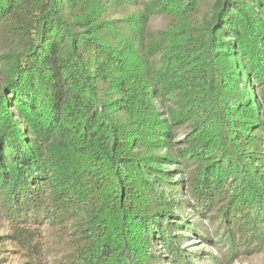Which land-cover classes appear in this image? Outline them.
Segmentation results:
<instances>
[{"label":"trees","instance_id":"trees-1","mask_svg":"<svg viewBox=\"0 0 264 264\" xmlns=\"http://www.w3.org/2000/svg\"><path fill=\"white\" fill-rule=\"evenodd\" d=\"M0 42V264L264 257V0H0Z\"/></svg>","mask_w":264,"mask_h":264},{"label":"rangeland","instance_id":"rangeland-1","mask_svg":"<svg viewBox=\"0 0 264 264\" xmlns=\"http://www.w3.org/2000/svg\"><path fill=\"white\" fill-rule=\"evenodd\" d=\"M164 23L165 21L163 19H157L152 22V27L154 30L159 29L160 27L164 25ZM2 47L3 46L0 42V50L2 49ZM178 135L179 137H181L183 133L179 132ZM189 237L190 238L187 240V246H190L192 249H195V251L201 250L203 252V255H204L203 258L205 260L204 264H214L213 261L210 259V257H207L208 254L209 255L215 254V252L210 248V246L206 245L204 242L192 236H189ZM233 264H264V257H255V258H250L246 260H239Z\"/></svg>","mask_w":264,"mask_h":264}]
</instances>
